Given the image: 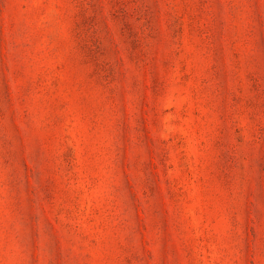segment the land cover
Returning <instances> with one entry per match:
<instances>
[{"label": "rangeland", "instance_id": "obj_1", "mask_svg": "<svg viewBox=\"0 0 264 264\" xmlns=\"http://www.w3.org/2000/svg\"><path fill=\"white\" fill-rule=\"evenodd\" d=\"M0 264H264V0H0Z\"/></svg>", "mask_w": 264, "mask_h": 264}]
</instances>
